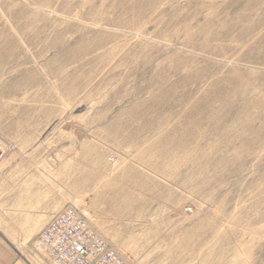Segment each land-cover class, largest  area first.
Wrapping results in <instances>:
<instances>
[{"label": "rangeland", "instance_id": "374dc122", "mask_svg": "<svg viewBox=\"0 0 264 264\" xmlns=\"http://www.w3.org/2000/svg\"><path fill=\"white\" fill-rule=\"evenodd\" d=\"M157 6L0 0V171L46 177L130 264H264V115L237 85L262 91V50ZM44 225L0 233L28 256Z\"/></svg>", "mask_w": 264, "mask_h": 264}, {"label": "bare ground", "instance_id": "6f19581e", "mask_svg": "<svg viewBox=\"0 0 264 264\" xmlns=\"http://www.w3.org/2000/svg\"><path fill=\"white\" fill-rule=\"evenodd\" d=\"M182 1V4H177V2H174V0H149L150 3L152 4H155V5H158L157 7H154V12H151L150 13H153L154 15L156 14H162V12H165V11H168V12H178L176 10V8H179L180 6H183V7H187L188 9L191 7V6H195L193 8H195V11L192 13V14H189L188 12L187 13H183L181 12H178L177 14L179 15V17L182 15L184 19L186 20H191V21H194L195 19L198 21V18L202 16H205L203 18V22L206 23V25H208L209 27H212L213 30H217L218 31V34H226L227 36L233 31L235 33V36L236 35H240V34H245L247 32V35H250V36H253L255 39L253 41L254 43V46H258L261 48L262 52L261 53H254L255 56V59L256 60V63L262 65L263 67H250L251 69H257V70H263L264 71V7H263V10L262 8L260 9V12L258 13L257 11H259L257 9V6H259L257 3L259 2L258 1H251V0H225L227 2H225L224 4H222L220 6V8L218 9V11H213L212 9V2L210 1H201V0H181ZM219 1V0H218ZM223 1V0H222ZM214 2V1H213ZM224 2V1H223ZM263 3V2H261ZM219 4V3H218ZM217 4V5H218ZM214 5V4H213ZM244 5L248 6L246 9H242L244 7ZM262 5V4H260ZM264 5V4H263ZM215 6V5H214ZM182 8V7H180ZM235 9V10H234ZM212 10V11H211ZM229 11L226 13V11ZM234 10V11H233ZM239 12H238V11ZM185 11V10H184ZM193 11V10H192ZM209 11V12H208ZM233 13H230L232 12ZM191 12V11H190ZM207 13L206 15H203L204 13ZM236 13V14H234ZM176 14V13H175ZM202 22V21H201ZM197 23V22H196ZM195 24V23H194ZM204 24V23H203ZM202 25V23H201ZM205 25V27H206ZM192 27V26H191ZM200 27V25H199ZM198 28V27H197ZM207 32V31H206ZM232 32V33H233ZM217 34V33H216ZM208 35V34H207ZM205 36V35H204ZM215 36V35H214ZM219 36V35H218ZM232 36V35H231ZM249 36V37H250ZM223 37V36H222ZM248 37V38H249ZM250 45V44H249ZM238 46V45H237ZM263 48V49H262ZM254 51H255V47H254ZM251 53V52H250ZM248 59V58H247ZM239 61V60H238ZM147 62V61H146ZM140 65V64H139ZM257 65V64H256ZM141 66V65H140ZM247 67V66H246ZM184 68V67H183ZM247 72V71H246ZM259 72V71H258ZM186 73V72H185ZM195 73V72H194ZM170 74V73H169ZM191 73H189L190 75ZM244 75V74H243ZM262 75V74H261ZM194 76V75H193ZM229 76V75H228ZM232 76V75H230ZM240 76V75H239ZM206 76H204L205 78ZM221 77V76H220ZM185 78V77H184ZM194 78V77H193ZM207 78V77H206ZM217 78V77H216ZM238 78V77H236ZM244 78V77H243ZM253 78V77H252ZM162 79V78H161ZM228 79V78H227ZM246 79V78H245ZM243 79V80H245ZM249 79V78H248ZM251 79V78H250ZM184 80V79H183ZM220 80V79H219ZM235 80V79H234ZM240 79H238L239 81ZM241 79V82L243 81ZM226 81V80H225ZM231 81H233L231 79ZM246 81V80H245ZM182 82V81H181ZM186 82V81H185ZM184 82V83H185ZM235 82L237 83V81L235 80ZM224 83V82H223ZM228 83V82H227ZM231 83V82H230ZM222 84V83H221ZM221 84L219 86H221ZM241 84V83H240ZM237 83L238 85V89H241L242 91H244V94L245 92H256L255 93V96L254 99L256 104H252V108H256L257 110V113L254 115L255 119H262L263 118V115H264V81L261 83V88H262V91L259 92L258 94V90L255 91L253 89V83H250V82H247L245 83H242L241 85ZM187 85V84H186ZM226 85V84H225ZM224 85V86H225ZM227 86V85H226ZM166 87V86H165ZM218 87V86H217ZM226 88V87H225ZM234 87H232L233 89ZM161 89V88H160ZM193 89V88H192ZM219 89V87H218ZM221 89H223L221 87ZM227 89V88H226ZM230 89V88H229ZM228 89V90H229ZM162 90V89H161ZM224 90V89H223ZM231 90V89H230ZM237 90L234 89V91ZM239 91V90H238ZM221 92V91H220ZM226 92V91H225ZM222 93V92H221ZM234 93V92H233ZM193 94V93H192ZM191 94V95H192ZM196 94V93H194ZM206 94V92H205ZM216 94V92H215ZM226 94H230V93H226ZM225 95V94H224ZM220 96L218 95V98L222 101H225V96ZM156 96V95H155ZM169 96V95H168ZM200 96V95H199ZM239 96V95H238ZM242 96V95H241ZM166 98V97H165ZM172 98V97H171ZM170 98V99H171ZM189 98V97H188ZM206 98V97H204ZM242 98V97H241ZM240 98V99H241ZM167 99V98H166ZM236 99V97H235ZM183 100V99H182ZM188 100V99H187ZM207 100V99H206ZM234 100V99H233ZM238 100V98L236 99ZM256 100H260L262 102H259V101H256ZM209 102V100H207ZM231 101V100H230ZM170 102V100H169ZM185 102V101H184ZM190 102V101H189ZM235 102V101H234ZM259 102V103H258ZM226 103V102H225ZM242 103V102H241ZM161 104V103H160ZM169 105V104H168ZM201 105V104H200ZM200 105L198 107H200ZM228 105V104H227ZM204 106V105H202ZM222 106V105H221ZM170 107H173V106H170ZM243 107V106H242ZM164 108V106H163ZM162 108V109H163ZM169 108V106H168ZM167 108V109H168ZM185 108V107H184ZM251 108V107H250ZM173 109V108H172ZM212 109V108H211ZM237 109V108H235ZM156 110V109H155ZM239 110V109H238ZM245 110V109H244ZM254 110V109H253ZM252 110V111H253ZM154 111V110H153ZM231 111V110H230ZM233 111V110H232ZM235 111V110H234ZM250 111V110H249ZM158 112V111H157ZM192 112V111H191ZM197 112V111H196ZM168 113V112H167ZM171 113V112H169ZM194 113V112H193ZM199 113V112H198ZM231 113V112H230ZM189 114V113H188ZM214 114V113H213ZM253 114V113H252ZM237 115V114H236ZM243 115H245V117H247L248 119H251L248 121V123H246L244 126V128H247V127H251V123L253 122V119L250 117V114L247 110L243 111ZM185 116V115H184ZM189 117V116H188ZM187 117V118H188ZM203 117V116H202ZM209 117V116H208ZM235 117V116H234ZM197 118H198V115H197ZM222 118V117H221ZM227 119V118H225ZM230 119V118H229ZM222 120V119H221ZM228 120V119H227ZM226 120V121H227ZM230 121V120H229ZM228 121V122H229ZM197 122V121H196ZM227 122V123H228ZM231 123V121H230ZM198 125V124H196ZM234 126V125H233ZM226 130V129H225Z\"/></svg>", "mask_w": 264, "mask_h": 264}, {"label": "built area", "instance_id": "2783aa9c", "mask_svg": "<svg viewBox=\"0 0 264 264\" xmlns=\"http://www.w3.org/2000/svg\"><path fill=\"white\" fill-rule=\"evenodd\" d=\"M11 149L0 138V160ZM33 248L48 264H130L72 207L55 215L39 231Z\"/></svg>", "mask_w": 264, "mask_h": 264}, {"label": "crops", "instance_id": "0c3cea01", "mask_svg": "<svg viewBox=\"0 0 264 264\" xmlns=\"http://www.w3.org/2000/svg\"><path fill=\"white\" fill-rule=\"evenodd\" d=\"M0 165L1 167L6 166L2 163ZM34 179H36V184H34ZM46 179L41 175H14L0 171L1 225L13 230L19 229V220L36 221L47 225L52 219L51 216L57 215L64 209V203L60 205L59 199L51 202L49 182L45 181ZM0 264L48 263L37 253L28 256L19 255L0 233Z\"/></svg>", "mask_w": 264, "mask_h": 264}]
</instances>
